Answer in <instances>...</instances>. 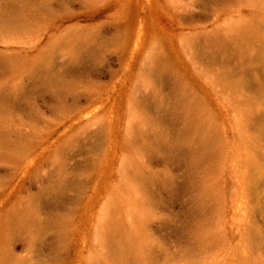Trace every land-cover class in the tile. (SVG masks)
I'll return each mask as SVG.
<instances>
[{
	"label": "rangeland",
	"instance_id": "obj_1",
	"mask_svg": "<svg viewBox=\"0 0 264 264\" xmlns=\"http://www.w3.org/2000/svg\"><path fill=\"white\" fill-rule=\"evenodd\" d=\"M0 264H264V0H0Z\"/></svg>",
	"mask_w": 264,
	"mask_h": 264
}]
</instances>
